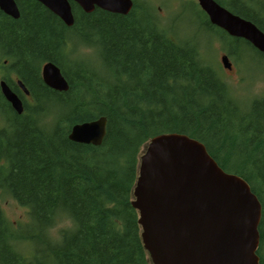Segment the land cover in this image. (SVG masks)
<instances>
[{
	"label": "trees",
	"instance_id": "trees-1",
	"mask_svg": "<svg viewBox=\"0 0 264 264\" xmlns=\"http://www.w3.org/2000/svg\"><path fill=\"white\" fill-rule=\"evenodd\" d=\"M14 1L17 18L0 10V78L21 98L14 74L33 104L22 100L17 114L0 92V188L29 209L30 221L22 234L0 210V264H151L130 201L143 145L168 132L198 139L249 184L261 203L256 253L264 264V101L242 110L196 46L167 37L133 0L124 15L84 12L69 0L70 26L36 0ZM215 1L264 32L263 0ZM204 25L228 41L230 53L250 45L206 17ZM78 45L93 48L95 61L73 56ZM47 61L59 67L66 91L43 83ZM99 115L106 117L99 145L67 137L73 124ZM65 213L75 229L59 228L54 242L46 229Z\"/></svg>",
	"mask_w": 264,
	"mask_h": 264
},
{
	"label": "water",
	"instance_id": "water-1",
	"mask_svg": "<svg viewBox=\"0 0 264 264\" xmlns=\"http://www.w3.org/2000/svg\"><path fill=\"white\" fill-rule=\"evenodd\" d=\"M66 25L74 18L69 0H36ZM82 11L127 14L132 0H71ZM209 22L233 37L242 38L264 54V32L215 0H196ZM0 10L19 16L14 0H0ZM223 67L230 68L226 55ZM43 83L66 91L68 83L51 62L40 66ZM15 83L28 94L21 80ZM0 92L21 114V98L0 78ZM106 133V117L73 124L67 137L99 145ZM131 206L137 211L140 237L151 264H260L256 250L261 203L239 175L222 169L196 138L179 132L153 135L143 145L132 189Z\"/></svg>",
	"mask_w": 264,
	"mask_h": 264
},
{
	"label": "rangeland",
	"instance_id": "rangeland-1",
	"mask_svg": "<svg viewBox=\"0 0 264 264\" xmlns=\"http://www.w3.org/2000/svg\"><path fill=\"white\" fill-rule=\"evenodd\" d=\"M133 1L141 10L139 15L149 14L154 21L158 22L167 37L178 43L195 45L204 63L215 70L226 85L230 99L242 110L249 109L254 101H264V90L259 94H254L251 91L256 81H264V57L253 51L250 45L249 47L244 43L240 44V47L233 53L228 52V41H224L221 38L222 35L213 29L214 27L211 29L204 25L205 16L199 11L200 8L196 0ZM247 1L254 3L258 0ZM259 5L261 4L259 3ZM259 5L255 3V6L260 7ZM67 47L66 49H68ZM93 51L91 47L78 45L72 55L95 61L96 56ZM222 55L227 56L230 62L229 69L223 67L220 60ZM9 76L13 78V81H16L14 74L9 73ZM24 101L28 105L33 104L30 95L24 97ZM2 124L3 122L0 120V126ZM0 210L8 225L14 229L20 227L22 234L29 231V227H26L30 221L29 209L18 204L8 192L1 188ZM18 248L26 254L28 247L21 242Z\"/></svg>",
	"mask_w": 264,
	"mask_h": 264
},
{
	"label": "clouds",
	"instance_id": "clouds-1",
	"mask_svg": "<svg viewBox=\"0 0 264 264\" xmlns=\"http://www.w3.org/2000/svg\"><path fill=\"white\" fill-rule=\"evenodd\" d=\"M262 90H264V81H256L253 86L251 91L254 94H259ZM75 222L73 220V218L70 216V214L65 213L63 216V219L60 223L49 226L46 231L49 235V237L54 241L57 242L60 239V234L58 229L59 228H63L65 230H74L75 229Z\"/></svg>",
	"mask_w": 264,
	"mask_h": 264
},
{
	"label": "flooded vegetation",
	"instance_id": "flooded-vegetation-1",
	"mask_svg": "<svg viewBox=\"0 0 264 264\" xmlns=\"http://www.w3.org/2000/svg\"><path fill=\"white\" fill-rule=\"evenodd\" d=\"M197 2V1H196ZM198 4V3H197ZM199 6V5H198ZM200 8V7H199ZM200 12H203L204 13V16L206 17V20L208 21V23H210L209 22V19H208V17H207V15H206V13L200 8V10H199ZM202 14V13H201ZM203 15V14H202ZM211 24V23H210ZM211 25H213V24H211ZM215 26V25H214ZM217 27V26H216ZM219 28V27H218ZM221 29V28H220ZM222 30V29H221ZM247 42V41H246ZM249 43V42H248ZM250 44V43H249ZM251 45V44H250ZM252 46V45H251ZM253 47V46H252ZM258 51V50H257ZM263 54V53H262ZM227 55V54H226ZM22 92V91H21ZM23 95H22V97H21V100H23L24 101V97H26V96H29L28 94H24V93H22Z\"/></svg>",
	"mask_w": 264,
	"mask_h": 264
}]
</instances>
